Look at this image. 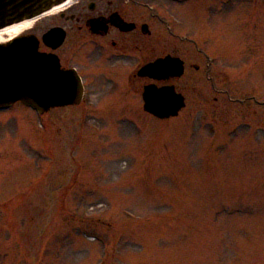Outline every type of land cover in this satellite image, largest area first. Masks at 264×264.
I'll use <instances>...</instances> for the list:
<instances>
[{"label":"rangeland","instance_id":"374dc122","mask_svg":"<svg viewBox=\"0 0 264 264\" xmlns=\"http://www.w3.org/2000/svg\"><path fill=\"white\" fill-rule=\"evenodd\" d=\"M204 28L229 83L177 117L4 112L0 264H264V0Z\"/></svg>","mask_w":264,"mask_h":264},{"label":"flooded vegetation","instance_id":"af4514ba","mask_svg":"<svg viewBox=\"0 0 264 264\" xmlns=\"http://www.w3.org/2000/svg\"><path fill=\"white\" fill-rule=\"evenodd\" d=\"M247 9L255 12L258 0L68 1L52 15L45 31L30 32L39 41L38 51L54 55L60 69L81 88L78 104L49 112L76 109L82 118L97 113L130 118L133 96L142 102L146 86L173 87L183 96L185 107L183 79L197 85L205 78L207 89L228 86L229 74L214 64L216 51L208 48L210 37L204 26L239 23ZM49 30H57L51 45L59 34L63 37L59 46L48 47L41 41ZM165 58L176 63L179 75L158 79L141 74L146 66ZM141 110L147 114L142 106ZM4 112L0 111V118Z\"/></svg>","mask_w":264,"mask_h":264},{"label":"water","instance_id":"95a60500","mask_svg":"<svg viewBox=\"0 0 264 264\" xmlns=\"http://www.w3.org/2000/svg\"><path fill=\"white\" fill-rule=\"evenodd\" d=\"M68 0H0V29L32 20ZM57 34V33H56ZM55 32L42 40L47 46ZM63 37H59L57 46ZM165 58L146 66L141 74L162 78L179 75L175 62ZM79 89L70 75L61 71L57 59L38 53L33 35H20L0 44V109L21 102L43 114L55 107L78 102ZM143 109L158 119L176 117L184 107V99L173 87L146 86L142 94Z\"/></svg>","mask_w":264,"mask_h":264},{"label":"bare ground","instance_id":"6f19581e","mask_svg":"<svg viewBox=\"0 0 264 264\" xmlns=\"http://www.w3.org/2000/svg\"><path fill=\"white\" fill-rule=\"evenodd\" d=\"M68 1H70V0H68ZM60 9H62V6L54 8L50 12L41 16L40 18L47 16V15H51L55 11L60 10ZM40 18H38V19H40ZM38 19L26 20V21L16 23V24H13V25H10V26H7L5 28L0 29V43H4V42L22 34L25 31L32 29L34 22Z\"/></svg>","mask_w":264,"mask_h":264}]
</instances>
